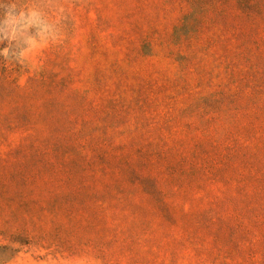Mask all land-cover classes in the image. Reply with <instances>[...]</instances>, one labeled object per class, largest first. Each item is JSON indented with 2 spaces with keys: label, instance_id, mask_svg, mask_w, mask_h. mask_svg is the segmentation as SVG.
<instances>
[{
  "label": "rangeland",
  "instance_id": "374dc122",
  "mask_svg": "<svg viewBox=\"0 0 264 264\" xmlns=\"http://www.w3.org/2000/svg\"><path fill=\"white\" fill-rule=\"evenodd\" d=\"M0 264H264V0H0Z\"/></svg>",
  "mask_w": 264,
  "mask_h": 264
}]
</instances>
